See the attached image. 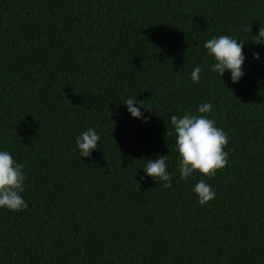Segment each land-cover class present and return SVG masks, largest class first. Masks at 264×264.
<instances>
[{"label": "trees", "instance_id": "obj_1", "mask_svg": "<svg viewBox=\"0 0 264 264\" xmlns=\"http://www.w3.org/2000/svg\"><path fill=\"white\" fill-rule=\"evenodd\" d=\"M261 26L264 0H0V151L24 163L28 205L0 208V264H264ZM220 35L244 42L236 83L209 71ZM204 103L228 164L181 180L165 133ZM88 128L100 140L80 157ZM163 155L170 188L143 170Z\"/></svg>", "mask_w": 264, "mask_h": 264}, {"label": "clouds", "instance_id": "obj_2", "mask_svg": "<svg viewBox=\"0 0 264 264\" xmlns=\"http://www.w3.org/2000/svg\"><path fill=\"white\" fill-rule=\"evenodd\" d=\"M246 31L249 33V26ZM251 37L256 44H264V27L261 26L258 34ZM243 44V41L237 43V39L228 35L208 39L203 47L215 61L209 71L216 72L221 77L227 70L231 74V81L238 82L244 75L242 71L245 61ZM253 59L258 60L259 53H253ZM200 74L201 68L195 67L191 72V79L194 83L199 82ZM123 104L131 116L136 119L143 117L141 108L152 110L141 101H137L135 97L128 98ZM211 110L212 104L204 103L197 107L199 115L185 112L182 117L172 115L170 118L172 130L166 131L165 135L175 136L178 171L181 180H188L194 172L206 177H213L217 170L223 169L228 164L229 153L224 150L228 144V136L223 129L216 126L213 119L204 115ZM143 119L145 123L148 120L147 117H143ZM99 140L100 136L93 128L83 131L76 139L80 157L90 158L91 152L96 149ZM166 159L167 156L163 155L154 161L148 160L143 170L155 181L164 182L162 187L170 188L172 187V174L168 171ZM23 169V162L17 163L10 153L0 151V208H7L15 212L28 207L21 196L26 179ZM193 192L201 205L213 200L216 196L211 186L203 180L194 185Z\"/></svg>", "mask_w": 264, "mask_h": 264}]
</instances>
